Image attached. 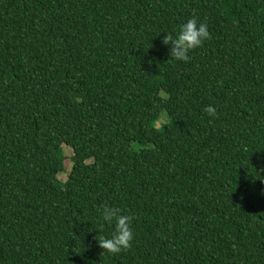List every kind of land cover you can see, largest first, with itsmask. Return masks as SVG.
<instances>
[{
    "label": "trees",
    "instance_id": "16d2710c",
    "mask_svg": "<svg viewBox=\"0 0 264 264\" xmlns=\"http://www.w3.org/2000/svg\"><path fill=\"white\" fill-rule=\"evenodd\" d=\"M0 264H264V0H0Z\"/></svg>",
    "mask_w": 264,
    "mask_h": 264
},
{
    "label": "clouds",
    "instance_id": "9594fccd",
    "mask_svg": "<svg viewBox=\"0 0 264 264\" xmlns=\"http://www.w3.org/2000/svg\"><path fill=\"white\" fill-rule=\"evenodd\" d=\"M209 38L210 32L207 23L192 17L180 25L176 37L167 33L163 42L165 45H171L169 48L170 59L187 62L190 59V51L202 46ZM204 111L209 116L217 114V109L213 105H207ZM133 219L131 215L123 214L118 207L106 204L102 206V220L105 223L100 224L96 239L104 250L103 253L106 251L109 254H119L131 247L134 239V231L131 226ZM105 224L114 226V231L110 236L101 235Z\"/></svg>",
    "mask_w": 264,
    "mask_h": 264
},
{
    "label": "rangeland",
    "instance_id": "374dc122",
    "mask_svg": "<svg viewBox=\"0 0 264 264\" xmlns=\"http://www.w3.org/2000/svg\"><path fill=\"white\" fill-rule=\"evenodd\" d=\"M166 121H168V116L166 114H164L158 125L160 126L163 122H166ZM64 153L66 156H72L73 155L72 149L66 145L64 146ZM71 167H72V163L70 162L68 164V171L71 170ZM67 176H68V173H64V175L63 174L60 175V178L63 180H66Z\"/></svg>",
    "mask_w": 264,
    "mask_h": 264
}]
</instances>
